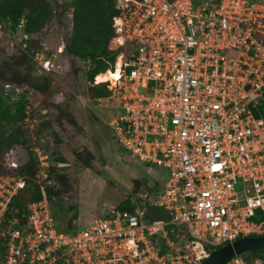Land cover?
<instances>
[{
  "label": "built area",
  "instance_id": "built-area-1",
  "mask_svg": "<svg viewBox=\"0 0 264 264\" xmlns=\"http://www.w3.org/2000/svg\"><path fill=\"white\" fill-rule=\"evenodd\" d=\"M113 4L115 60L107 79L100 72L92 80L110 96L94 100H114L106 122L115 139L132 158L161 167L163 185L133 196L132 211L114 208L62 231L44 200L29 204L24 223L12 217L1 226L25 180L0 175V264H200L207 248L264 232V118L255 113L264 93V0ZM34 60L54 69L51 57ZM31 109L23 120L30 129ZM36 146L37 155L47 151L42 139ZM148 204L168 217L151 216Z\"/></svg>",
  "mask_w": 264,
  "mask_h": 264
},
{
  "label": "trees",
  "instance_id": "trees-1",
  "mask_svg": "<svg viewBox=\"0 0 264 264\" xmlns=\"http://www.w3.org/2000/svg\"><path fill=\"white\" fill-rule=\"evenodd\" d=\"M68 12H70V20L69 29L66 30L64 21ZM116 13L113 0H1L0 30L5 35L0 41L8 47V39H14L20 47H23L13 54H6L0 60V175L20 176L27 183L11 197L1 226L6 227L7 219L12 217H17L20 223H24L29 204L44 200L59 230H77L78 225L75 221L79 217L78 211L71 205H64L60 199L64 180L54 179L43 187L33 181L39 162L33 157L34 152L28 146L23 120L26 116V106L32 105V97L36 93H45L51 83L49 72L42 69L34 57L50 55L39 35L46 25L54 20L60 24V27L63 26L64 55L72 65L75 60L88 61L92 68L87 72V81H92L94 75L104 72L114 63L115 51L110 50L108 44L114 34L112 17ZM21 18H24V23L18 28ZM72 68L75 71V67ZM6 84L9 85L7 88ZM16 88L20 90L17 91ZM84 92L90 99L110 96L105 83L92 84ZM40 111L45 115L48 113V107L43 105ZM255 113L256 116L264 118V93ZM34 116L32 109L30 117L35 118ZM48 121L46 116H42L37 126L45 127ZM38 127L35 128L36 131ZM42 138L40 135L37 142ZM17 148L30 151L31 156L25 161H19L16 167L7 165L6 155ZM56 154V161H64L58 152ZM87 156L91 157V154L87 152ZM81 157L82 155L77 153L75 163L80 167H86L88 161H81ZM26 190H30L31 195L24 200L21 198V193ZM123 201L124 203L116 208L132 211L133 200L131 202L130 198H126ZM53 202L57 205V209H51L50 204ZM5 242V238L0 237V254L5 250ZM263 254L264 248L251 249L236 257L243 260L244 264H249L253 258L261 257Z\"/></svg>",
  "mask_w": 264,
  "mask_h": 264
},
{
  "label": "rangeland",
  "instance_id": "rangeland-1",
  "mask_svg": "<svg viewBox=\"0 0 264 264\" xmlns=\"http://www.w3.org/2000/svg\"><path fill=\"white\" fill-rule=\"evenodd\" d=\"M69 20L70 12L64 21L66 30L69 29ZM62 27L58 22L51 21L39 39L43 44L57 48L62 45ZM3 35L0 33V38ZM21 47L14 39H8V47L0 41V60ZM63 55L58 58L62 69L49 73L51 83L47 91L36 93L31 99L36 120L34 127L30 129L24 122L23 127L28 146L34 152L33 157L39 162L33 181L43 187L54 179L64 180L60 199L64 205H71L78 211L79 217L75 221L78 230L120 206L126 198L132 202L133 196L138 199L144 193L153 196L163 185L164 170L132 158L119 145L106 122L113 111L114 100L106 103L88 98L84 90L92 85V81H87L91 64L75 60L72 65ZM43 105L48 107L45 115L40 111ZM42 116L47 117L48 124L38 127ZM39 134L43 137V144L47 145V151L37 155L33 149L37 147ZM29 152L23 148L12 150L6 155L5 163L12 166L11 162L25 161L31 156ZM56 152L64 161H56ZM87 152L91 157L87 156ZM77 153L82 155L81 161H88L86 167L76 165ZM30 195L31 191L26 190L21 193V198L26 200ZM50 207L57 209L54 202ZM227 264L235 263L230 260ZM249 264H264V254L253 258Z\"/></svg>",
  "mask_w": 264,
  "mask_h": 264
},
{
  "label": "water",
  "instance_id": "water-1",
  "mask_svg": "<svg viewBox=\"0 0 264 264\" xmlns=\"http://www.w3.org/2000/svg\"><path fill=\"white\" fill-rule=\"evenodd\" d=\"M147 209L149 214L153 217H168V214L165 211L157 209L153 204H148ZM152 237L156 239L157 244H161L163 240L161 235H153ZM261 248H264V232L257 235L237 238L234 241L223 244L217 248H207L205 250V257L200 264H227L229 260L244 251Z\"/></svg>",
  "mask_w": 264,
  "mask_h": 264
},
{
  "label": "crops",
  "instance_id": "crops-1",
  "mask_svg": "<svg viewBox=\"0 0 264 264\" xmlns=\"http://www.w3.org/2000/svg\"><path fill=\"white\" fill-rule=\"evenodd\" d=\"M44 47H45L46 50L50 51V55L47 56V57H51L53 65H54V69H52L49 73H51V72H53L55 70H61L63 65L60 64L58 58H60L59 55H63L64 54L63 53V44L58 46L57 48H54L52 46H48L46 44H44Z\"/></svg>",
  "mask_w": 264,
  "mask_h": 264
},
{
  "label": "bare ground",
  "instance_id": "bare-ground-1",
  "mask_svg": "<svg viewBox=\"0 0 264 264\" xmlns=\"http://www.w3.org/2000/svg\"><path fill=\"white\" fill-rule=\"evenodd\" d=\"M109 76V74L108 73H101L99 76H98V78H100L101 80H104V79H107V77Z\"/></svg>",
  "mask_w": 264,
  "mask_h": 264
}]
</instances>
